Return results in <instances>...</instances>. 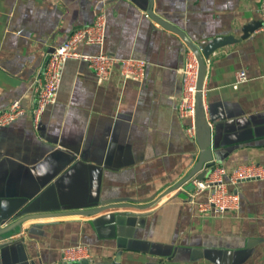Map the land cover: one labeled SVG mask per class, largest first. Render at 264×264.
Wrapping results in <instances>:
<instances>
[{"label": "crops", "instance_id": "crops-1", "mask_svg": "<svg viewBox=\"0 0 264 264\" xmlns=\"http://www.w3.org/2000/svg\"><path fill=\"white\" fill-rule=\"evenodd\" d=\"M263 0H0V112L19 101L25 114L0 128V223L62 207L101 208L120 199L144 205L197 167L200 148L178 114L189 47L159 18L204 48L264 24ZM154 14V18L146 15ZM107 41L81 46L148 62L143 83L115 67L100 84L86 62L69 60L55 104L36 128L33 80L49 52L98 15ZM205 125L210 148L200 172L264 167V27L207 61ZM247 81L235 88L237 75ZM200 174V173H199ZM187 186L139 211L109 210L23 223L0 241V264H264V180L241 183L235 212L200 214ZM232 189V187H231ZM205 201L206 195L198 198ZM114 214L112 221L107 219ZM87 247L89 261L63 250Z\"/></svg>", "mask_w": 264, "mask_h": 264}, {"label": "built area", "instance_id": "built-area-1", "mask_svg": "<svg viewBox=\"0 0 264 264\" xmlns=\"http://www.w3.org/2000/svg\"><path fill=\"white\" fill-rule=\"evenodd\" d=\"M264 16V0L261 7ZM150 18V15H146ZM107 41V16L102 13L90 26L74 30L68 39L48 53L45 63L35 74L34 95L35 107L33 116L35 127L40 124L41 117L48 106L57 101L63 72L69 60L86 62L95 72L100 84L110 80L115 67L125 81L143 83L146 79L148 62L141 59H120L100 52L96 55H88L80 52L81 46L103 47ZM199 65L195 54L189 49L185 67L181 70L183 82V96L178 106V114L182 120L188 121L186 127L187 135L194 143H198L197 126V84ZM247 81L245 72H239L235 88ZM204 98V91H203ZM205 111V101L203 100ZM25 114L19 101H14L7 110L0 112V128H6ZM264 180V167L257 163L238 166L228 171L223 166H214L206 174L203 180L193 177L190 182L193 189L188 192V200L200 214L219 215L238 211L240 208V197L237 187L244 182ZM232 187V189H231ZM206 195L205 201L198 198ZM63 258L66 262L89 261L91 256L87 247L77 246L63 250Z\"/></svg>", "mask_w": 264, "mask_h": 264}, {"label": "water", "instance_id": "water-1", "mask_svg": "<svg viewBox=\"0 0 264 264\" xmlns=\"http://www.w3.org/2000/svg\"><path fill=\"white\" fill-rule=\"evenodd\" d=\"M150 16L154 18V14L152 12ZM154 21L157 22L159 25L163 26L164 28L178 34L185 41L189 49L195 54V57L198 61L199 74H198V84H197L198 92H197L196 106H197L198 143H199L201 154H200V160L197 164L196 169L182 182L177 184L175 188L169 190L163 196L155 200H151L150 202L144 204L143 206L138 204L136 200L120 199V200H117V202L113 201L111 202L110 205L103 206L101 208L65 206V207H62L61 212H57L53 214H30V215H25V216H23L22 214H18L15 216V222H13L11 225L8 224V220H4L3 222L0 223V241L5 234H8L12 231H16L18 228H21L23 226V223L32 221V220L45 219V218H57V217H63V216H68V215H75V214L94 215V214L102 213V212L109 211V210L127 209V208L144 211L154 206L155 204H157L160 200H162L163 197L168 196L170 193H173L177 191L178 189H181L184 186H187L188 188L191 187L193 189V185L190 182V180L193 177L196 176L197 179L199 180H203L205 178L207 172H204V171L200 172V171H201V168L204 162L207 159V151L210 148V136H211L209 127L205 125L206 118H205V112H204V107H203L204 81H205L206 72H207L206 61L217 50L248 39L251 34L259 30L261 27H264V24L261 22H257V21L251 22L243 28L242 30L243 35L241 36V38H236L234 36L217 37V38H214L213 41L209 43L207 46H205L204 48H200L199 46L194 44L190 40V38H188L186 34L178 30L177 28H174L170 24L156 17L154 18ZM107 219L112 221L114 219V214H109L107 216Z\"/></svg>", "mask_w": 264, "mask_h": 264}]
</instances>
